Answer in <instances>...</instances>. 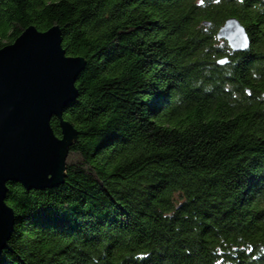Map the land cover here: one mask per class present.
I'll use <instances>...</instances> for the list:
<instances>
[{
    "label": "trees",
    "instance_id": "trees-1",
    "mask_svg": "<svg viewBox=\"0 0 264 264\" xmlns=\"http://www.w3.org/2000/svg\"><path fill=\"white\" fill-rule=\"evenodd\" d=\"M29 26L86 66L62 183H8L0 264H264V0H0V49Z\"/></svg>",
    "mask_w": 264,
    "mask_h": 264
},
{
    "label": "water",
    "instance_id": "water-1",
    "mask_svg": "<svg viewBox=\"0 0 264 264\" xmlns=\"http://www.w3.org/2000/svg\"><path fill=\"white\" fill-rule=\"evenodd\" d=\"M217 37L235 52L251 46L237 17L228 18ZM229 62L228 57L218 60L220 65ZM85 66L81 56L67 54L60 26L45 31L29 26L0 49V254L16 223L15 210L7 202L8 183L43 190L63 181L68 149L77 136L64 110L79 96L76 83ZM54 117L61 136L52 126Z\"/></svg>",
    "mask_w": 264,
    "mask_h": 264
}]
</instances>
